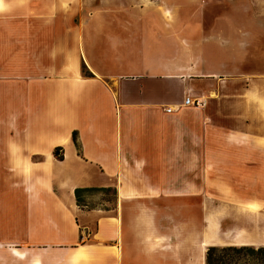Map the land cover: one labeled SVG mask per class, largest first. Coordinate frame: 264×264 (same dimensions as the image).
I'll use <instances>...</instances> for the list:
<instances>
[{
  "label": "rangeland",
  "instance_id": "374dc122",
  "mask_svg": "<svg viewBox=\"0 0 264 264\" xmlns=\"http://www.w3.org/2000/svg\"><path fill=\"white\" fill-rule=\"evenodd\" d=\"M11 1L22 5L27 0H3L5 3ZM28 1L41 8L42 4H50L53 0ZM71 1L63 0L64 7L56 20L64 33L72 25L81 23L75 14L78 3L73 7ZM7 6L0 12V79L33 75V66L36 65L33 58L38 61L43 53L31 51L33 44L36 49L40 45V50H45L46 65L50 68L54 59L51 51L53 42L46 29L50 30L54 21H32L33 25L37 22V36L34 38V34L28 33L25 36L20 22L8 21L13 13H21L22 7L9 9ZM171 8L175 29L169 31L175 30V37L163 41L159 36L167 31L156 20L155 31L159 35L151 37L158 38H149L146 49L142 47V54L137 56L153 65L115 71L146 75L142 81L127 83L128 89L133 85L137 89L140 85L143 88L142 92L141 88L138 89L130 101L151 105L159 102L165 108L181 106L188 96L202 101L201 106H182L173 113L174 118L170 122L154 124L143 116L136 125L138 142L154 141L156 145L165 135L168 157L172 146H176L174 164L146 166L147 178L153 179L155 186L147 184L146 179L137 180V187H148V191H142L143 195L138 197L140 203L153 209L157 220L174 228L176 261L170 260L167 264H203L202 244L207 239L218 246H264V138L261 132L264 125V0H173ZM177 29H184L183 34ZM221 33L229 37V42ZM27 37L32 39L30 45L24 43ZM181 37H185L183 43L186 46L182 53ZM69 41V36L64 37V45L67 46H64L63 53L71 61ZM134 45L136 52L142 46L140 40H135ZM174 58L192 64L193 68L182 72L192 75V80L181 81L176 77V81L161 82L151 77L169 71L161 66ZM69 64L68 69L62 70L64 74L74 71L72 63ZM43 71L47 77H55L61 70ZM2 85L0 152L3 140L10 139L9 133L2 131L13 123L24 129L30 118L23 96H14L11 86ZM189 85L191 87L187 90ZM142 133L144 136L141 138ZM2 158L0 154V238L8 239L27 231L28 202L37 193L35 183L31 182L36 166L31 161L8 164ZM69 167L75 169L77 166L70 164ZM167 168L171 173L172 168L174 170L169 178L171 190L168 197L160 190L166 181L163 172ZM42 174H46L43 168ZM15 190L19 192V198L11 197L17 192ZM147 192L151 195L146 196ZM93 195L90 206L106 210L115 207L116 196L112 192ZM136 199L128 198V204ZM51 216L56 217L55 214ZM25 246L21 241L19 247ZM182 250L184 256L179 255ZM12 251L17 256L1 248L0 264H29L33 256L15 247ZM30 264H42L40 255H35Z\"/></svg>",
  "mask_w": 264,
  "mask_h": 264
},
{
  "label": "crops",
  "instance_id": "0c3cea01",
  "mask_svg": "<svg viewBox=\"0 0 264 264\" xmlns=\"http://www.w3.org/2000/svg\"><path fill=\"white\" fill-rule=\"evenodd\" d=\"M72 2L73 7L78 3V12L75 11V14L81 23L72 25L64 33L61 24L56 21L64 7L63 0H53L50 4H42L41 8L28 0L22 5L16 1L5 3L0 0V12L6 8V4L9 9L22 7L21 13H13L8 21L20 22L25 36L27 33L34 34V38L37 36V22L33 25L32 21H54L51 22L53 27L46 29L53 42L51 51L54 59L50 68L46 65L45 50H40V45L36 49L33 44L31 51L44 53L38 61L33 58V64L36 63L33 75L0 79V90L2 84L9 85L11 94L23 96L30 117L24 129L13 123L2 131L8 132L10 139L3 140L0 154L8 164L31 161L36 166L31 182L35 183L37 191L28 202L27 231L19 237L0 238V251L4 248L17 256L12 249L18 248L28 256L33 255L29 264L35 255H40L42 264H167L170 260L176 261L174 228L157 220L153 209L140 203L138 197L143 195L142 191H148V187H137L139 179H146L147 184L155 186L154 180L147 178L149 173L146 166L174 164L176 146H172L168 157L165 135L156 145L154 141L138 142L136 125L143 116L154 124L170 122L174 112L167 113L159 102L151 105L130 101L133 94L140 88L142 92L143 88L140 85L137 89L133 85L128 89L127 83L142 81L146 75L115 71L153 65L137 56L142 54V47L146 49L151 36L159 35L155 31L156 20L167 31L159 36L163 41L175 37V30L169 31L175 29L171 8L173 0ZM177 30L183 34L184 29ZM221 35L226 36L224 33ZM68 36L71 61L63 53L64 46H67L64 45V37ZM184 38L179 39L180 53L186 47ZM135 40H140L142 44L137 52L134 50ZM227 40L229 42V37ZM31 41L27 37L24 43L30 45ZM170 60L161 66L169 71L151 77L161 82L170 79L176 81V77L181 81L193 79L192 75L182 73L190 69L192 64H185L178 58ZM69 63H72L74 71L65 72V75L62 70L68 69ZM83 63L94 74L93 77L84 76ZM46 69L61 71H57L55 77H47L43 71ZM189 87L191 85L186 86V89L189 90ZM57 148L61 149L60 156L55 154ZM70 164L77 167L71 169L74 167H69ZM42 168L45 175L42 174ZM173 171V168L172 173L167 168L163 172L166 181L160 190L166 197L171 190L169 178ZM77 187H114L117 190L115 207L106 210L100 206H79L75 196ZM18 193L15 192L11 197L19 198ZM145 195L151 194L147 192ZM94 196H86L88 204ZM130 197L137 199L128 204ZM169 240L172 242L169 243ZM21 241L27 246L19 247ZM211 243L212 246L217 244ZM184 253L182 250L179 255L184 256Z\"/></svg>",
  "mask_w": 264,
  "mask_h": 264
},
{
  "label": "trees",
  "instance_id": "16d2710c",
  "mask_svg": "<svg viewBox=\"0 0 264 264\" xmlns=\"http://www.w3.org/2000/svg\"><path fill=\"white\" fill-rule=\"evenodd\" d=\"M82 72L86 77L94 76L85 63H83ZM60 151V148L56 149V156H60ZM97 192H112L117 198V190L114 187H77L75 196L78 205L90 206L86 196ZM205 264H264V246L213 245L207 250Z\"/></svg>",
  "mask_w": 264,
  "mask_h": 264
},
{
  "label": "built area",
  "instance_id": "2783aa9c",
  "mask_svg": "<svg viewBox=\"0 0 264 264\" xmlns=\"http://www.w3.org/2000/svg\"><path fill=\"white\" fill-rule=\"evenodd\" d=\"M190 105H202V101L200 99H194L190 96L185 98L184 103L181 106H168L165 108L167 113H173L179 109V107H184V106H190Z\"/></svg>",
  "mask_w": 264,
  "mask_h": 264
},
{
  "label": "bare ground",
  "instance_id": "6f19581e",
  "mask_svg": "<svg viewBox=\"0 0 264 264\" xmlns=\"http://www.w3.org/2000/svg\"><path fill=\"white\" fill-rule=\"evenodd\" d=\"M211 239H207L205 242H203L202 246H203V249H202V258H203V264H204V258L206 257V249L208 246H210L212 243H211Z\"/></svg>",
  "mask_w": 264,
  "mask_h": 264
}]
</instances>
